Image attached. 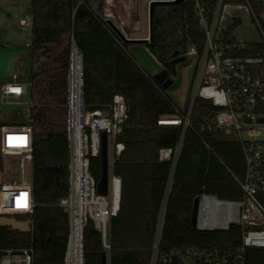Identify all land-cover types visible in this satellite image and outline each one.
I'll return each instance as SVG.
<instances>
[{"label": "trees", "instance_id": "obj_1", "mask_svg": "<svg viewBox=\"0 0 264 264\" xmlns=\"http://www.w3.org/2000/svg\"><path fill=\"white\" fill-rule=\"evenodd\" d=\"M199 1L212 6L216 0ZM226 1L239 3L243 0ZM89 2L29 0L28 13L32 25L26 56L28 63L25 73H20L16 79L30 83L31 91L27 93L33 105L27 108L30 116L26 118L32 121L24 119V111L20 109L3 111L0 108V126L29 123L33 126L35 152L31 163V179L36 207L32 215L25 217L30 219L32 230L21 232L9 226H0V256L9 248L33 247L35 250L34 236L40 234L39 221L59 220L65 227L60 263L50 262L49 254L40 251L44 248L41 243L40 252L34 254L33 264H63L67 218L58 202L68 190L66 154L51 151L47 138L37 134L36 131L43 129L35 122L46 121L48 115L41 112L37 116L35 106L48 111L51 108L63 111L64 115L60 117L63 116L64 120L62 141L65 147L66 74L72 42L83 56L86 111L107 112L111 97L120 94L127 102L128 115L122 132L116 136V143L122 144L123 148L112 165V172L121 179L122 188L119 208L109 222L107 240L110 251L96 243L94 226L89 221L84 231V256L98 255V264H101V252L105 251L108 264H149L157 222L171 177L159 250L211 249L217 246L236 250L241 246L240 226L232 225L226 231H202L192 225L191 214L193 200L202 191L226 199L242 198V190L234 177L242 178L244 174L239 142L223 136L220 131L201 128L203 119L214 110L210 101L203 98H197L194 102L190 125L184 133L182 125L157 124L160 115L174 114L176 104L160 85L154 83L151 75L136 63L127 48V44L134 42L124 39L110 21L105 22L106 28L117 42L111 48L109 76L102 77L96 71L99 68L96 57L86 56L78 42V36L83 31L81 25L86 21L85 5ZM58 43L62 49L53 51L52 48ZM193 43L199 50L204 43L198 28L195 0L152 3L149 40L145 42V47L162 64V68L170 70L169 61L173 52L178 49L184 55ZM37 57L50 60L35 66ZM91 75L97 78L100 97L106 95L108 105L103 98L90 99L86 81ZM5 81L0 79V85ZM90 101H94L93 104H88ZM182 134V146L175 166L172 167L171 161L159 160V149L174 147ZM50 145L53 147L52 143ZM2 169L3 156L0 152V172ZM95 172L98 179L99 168ZM258 198L264 206V194L258 195ZM245 258L248 264H264V248H247Z\"/></svg>", "mask_w": 264, "mask_h": 264}, {"label": "built area", "instance_id": "obj_2", "mask_svg": "<svg viewBox=\"0 0 264 264\" xmlns=\"http://www.w3.org/2000/svg\"><path fill=\"white\" fill-rule=\"evenodd\" d=\"M195 8L204 43L201 50L193 43L184 53L197 60L187 106L181 111L176 106L174 114L160 115L156 122L182 125L184 133L190 125L194 102L197 98H203L210 101L214 110L203 119L201 128L220 131L223 136L239 142L244 159V174L242 178L234 177L242 190V198L226 199L202 191L198 195L194 226L202 231H226L232 225L240 226L241 246L236 250H225L217 246L211 249L177 248L161 252L159 239L171 177L157 222L149 264H248L245 250L264 248V206L258 198V195L264 194V0H243L239 3L216 0L212 6L195 0ZM242 13L251 17L260 39L258 43L238 34L234 20H241ZM31 25L30 15L19 22V27L26 31H30ZM29 85V82L16 80L3 82L0 85V102L21 103ZM127 116V102L120 94L111 97L108 113L86 111L83 56L72 42L65 98L68 190L66 196L58 202L67 218L63 264H84V231L89 221L93 223L101 246L110 251L107 240L109 222L119 208L122 181L111 170L107 194H99L94 163L99 159L100 133L104 130L107 139L111 137L113 165L123 148L122 144L116 143V136L122 132ZM34 137L31 123L2 125L0 152L2 155H19L22 160L32 163ZM182 139L183 134L174 147L160 148L159 160L171 161L174 167ZM15 180L0 183V215L25 219L34 213L36 207L32 179H25L20 172V177ZM28 220L32 230L31 221ZM33 258V247L9 248L1 254L0 264H33Z\"/></svg>", "mask_w": 264, "mask_h": 264}, {"label": "rangeland", "instance_id": "obj_3", "mask_svg": "<svg viewBox=\"0 0 264 264\" xmlns=\"http://www.w3.org/2000/svg\"><path fill=\"white\" fill-rule=\"evenodd\" d=\"M153 0H90L85 5L87 14L84 17L81 28L82 34L78 36V42L83 53L87 56H95L99 63L96 69L102 77L109 76V56L111 55L112 45L117 42L111 32L106 28V21H110L116 26L126 39H146L149 40V3ZM168 1V0H155ZM29 0H0V79L8 80L14 73H25L28 47L25 41L30 39V31H20L17 28L18 18L28 14L26 5ZM25 18V17H24ZM241 24L237 26V32L241 37H246L258 43L260 40L257 30L251 17L242 13L240 15ZM123 29V30H122ZM128 51L134 57L136 63L149 75L159 72L162 66L157 62L154 56L145 47V42L135 41L127 44ZM21 54V56H20ZM23 55V56H22ZM98 57V58H97ZM50 58H38L35 60V66L41 62L47 63ZM24 65V68L22 69ZM197 60L194 56L187 58L175 65L173 74L174 83L166 91L167 95L174 101L177 108L181 111L187 106V97L191 86L194 84ZM94 72V75L96 73ZM87 88L90 99L94 100L100 97L99 83L96 77H88ZM98 90V91H97ZM31 91L28 87V93ZM23 96L19 104H4L0 102V108L3 111H9L13 108L24 111V119L27 117V108L30 106L31 97L29 94ZM103 96V95H102ZM105 98V97H104ZM104 100V99H103ZM90 101L88 104H93ZM106 102L105 104H107ZM44 112L48 115L46 121L35 122L42 126V131H36L41 137L47 138L51 151L60 152L64 155V145L62 141V129H64V115L60 109L45 110L35 106V114L38 116ZM27 119V118H26ZM28 120V119H27ZM29 121V120H28ZM50 127L51 131H50ZM45 132V133H44ZM53 144V147L50 144ZM65 144V143H64ZM108 170L112 167V141L109 136L107 139ZM3 169L1 174L2 183L17 181L20 172L25 179L31 177V162L22 160L21 156L16 154H3ZM99 168V159L94 163V170ZM21 218V217H19ZM39 232L35 234L34 254L38 255L40 251L49 254L50 262L60 263V258L64 240V225L59 220L39 221ZM96 243L100 245V240L95 233ZM41 239V242H40ZM41 243L44 248H41ZM46 246V248H45ZM41 250L39 251V249ZM98 255L84 256V264H98Z\"/></svg>", "mask_w": 264, "mask_h": 264}, {"label": "water", "instance_id": "obj_4", "mask_svg": "<svg viewBox=\"0 0 264 264\" xmlns=\"http://www.w3.org/2000/svg\"><path fill=\"white\" fill-rule=\"evenodd\" d=\"M182 0H168V1H151L149 3V25L151 19V5L154 2H180ZM239 23V20H236V24ZM126 39V38H124ZM128 41H143L146 42V39H126ZM187 58L186 55L181 54L180 50H175L172 54V58L169 61L170 70L163 67L159 72L152 75L151 78L155 84L160 85L163 90H167L174 83L173 74L175 73V65L179 62L184 61ZM108 155H107V134L103 130L100 133V153H99V173L97 180V192L102 195L107 194V185H108ZM2 182L0 174V183ZM198 196H196L192 203V214H191V223L195 225V217L197 210ZM0 226H9L13 230H18L21 232L30 231V224L28 219H18L14 216H4L0 215ZM107 256L105 251L101 252V264H107Z\"/></svg>", "mask_w": 264, "mask_h": 264}, {"label": "crops", "instance_id": "obj_5", "mask_svg": "<svg viewBox=\"0 0 264 264\" xmlns=\"http://www.w3.org/2000/svg\"><path fill=\"white\" fill-rule=\"evenodd\" d=\"M28 5H29V2H28ZM28 5H26V8H27V11H28ZM27 15H29V13L28 14H26L24 17H26ZM24 17H19L18 18V23L16 24L17 25V28H18V30H20V31H24V32H26V30H23V29H21L20 27H19V22H20V20L21 19H23ZM123 30V29H122ZM28 31V30H27ZM30 38H31V34H30ZM28 42H30V39H28V40H26L25 41V46H27L26 44L28 43ZM28 47V46H27ZM53 49V51H55V49L57 50V51H60L61 49H62V47H61V45H60V43H58V44H55L54 45V47L52 48ZM20 56H21V54H20ZM23 56V55H22ZM23 57H25V59H26V55L25 56H23ZM27 60V59H26ZM111 60V55L109 56V61ZM26 67H27V65H26ZM23 68H24V65H23ZM25 71H26V69H25ZM19 74L20 73H14V75L12 76V78H10V79H8V80H6V81H11V80H16L17 81V76H19ZM24 81V80H23ZM104 97L105 98H103L104 100H107V96L106 95H104ZM106 102H108V100L106 101ZM107 105H108V103H107ZM108 108V107H107ZM108 111H109V109H108ZM107 111V112H108ZM100 113H102V114H106L107 112L106 111H99ZM111 170H112V167H111ZM107 264H108V256H107Z\"/></svg>", "mask_w": 264, "mask_h": 264}, {"label": "flooded vegetation", "instance_id": "obj_6", "mask_svg": "<svg viewBox=\"0 0 264 264\" xmlns=\"http://www.w3.org/2000/svg\"><path fill=\"white\" fill-rule=\"evenodd\" d=\"M236 20H239V19H236ZM236 20H234V25H235V26L240 25V24H241V20H239V23H238V24H236Z\"/></svg>", "mask_w": 264, "mask_h": 264}, {"label": "bare ground", "instance_id": "obj_7", "mask_svg": "<svg viewBox=\"0 0 264 264\" xmlns=\"http://www.w3.org/2000/svg\"><path fill=\"white\" fill-rule=\"evenodd\" d=\"M165 120H168V118H166ZM166 123H171V122H166ZM172 123H174V122H172Z\"/></svg>", "mask_w": 264, "mask_h": 264}]
</instances>
